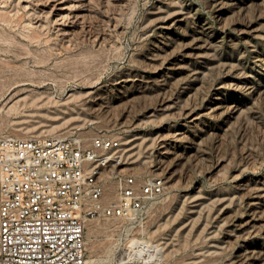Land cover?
<instances>
[{"label": "rangeland", "instance_id": "rangeland-1", "mask_svg": "<svg viewBox=\"0 0 264 264\" xmlns=\"http://www.w3.org/2000/svg\"><path fill=\"white\" fill-rule=\"evenodd\" d=\"M104 1L0 0V138L117 135L126 171L165 178L143 211L87 221L86 264L132 238L149 264H264V0Z\"/></svg>", "mask_w": 264, "mask_h": 264}, {"label": "built area", "instance_id": "built-area-1", "mask_svg": "<svg viewBox=\"0 0 264 264\" xmlns=\"http://www.w3.org/2000/svg\"><path fill=\"white\" fill-rule=\"evenodd\" d=\"M120 136L0 138V264H86V225L143 211L165 178L119 166Z\"/></svg>", "mask_w": 264, "mask_h": 264}, {"label": "bare ground", "instance_id": "bare-ground-1", "mask_svg": "<svg viewBox=\"0 0 264 264\" xmlns=\"http://www.w3.org/2000/svg\"><path fill=\"white\" fill-rule=\"evenodd\" d=\"M42 1H44V0H42ZM47 1V0H46ZM55 1H64V0H55ZM73 1H90V0H72V2ZM104 1V0H103ZM91 2H93V4H94V1H91ZM105 2V1H104ZM121 2H122V0H121ZM168 2H170V1H168ZM172 3H174L173 1H171ZM70 3V2H69ZM87 3V2H86ZM99 3V2H98ZM113 3V2H112ZM116 3V2H115ZM76 4V3H75ZM74 4V5H75ZM78 4H80V3H78ZM82 4V3H81ZM90 4V3H89ZM95 4H97V2L95 3ZM110 4V3H109ZM61 5V4H60ZM63 5H65L64 3H63ZM63 5H61V6H63ZM113 5V4H112ZM120 5V4H119ZM156 5V4H155ZM162 5V4H161ZM58 6V5H57ZM68 6V5H67ZM70 6V5H69ZM71 6H72V4H71ZM93 6V5H92ZM96 5H94L93 7H95ZM166 6V5H165ZM180 6V5H179ZM59 7V6H58ZM83 7H84V5H83ZM91 7V6H90ZM158 7H159V5H158ZM73 8H75V7H73ZM77 9H78V7H76ZM88 8V7H87ZM96 8V7H95ZM162 8V7H161ZM53 9V8H52ZM72 9V8H71ZM85 9V8H84ZM94 9V8H93ZM181 9V8H180ZM168 10V9H167ZM94 11V10H93ZM155 11V10H154ZM52 12V11H51ZM80 12V11H79ZM78 12V13H79ZM187 12V11H186ZM62 13V12H61ZM70 13V12H69ZM75 13H77V11L75 12ZM83 13H85V11L83 12ZM82 13V14H83ZM153 13V12H152ZM170 13V12H169ZM168 13V14H169ZM172 13V12H171ZM86 14V13H85ZM87 14H88V12H87ZM91 14V13H90ZM159 14V13H158ZM53 15V14H52ZM59 15V14H58ZM57 15V16H58ZM68 15V14H67ZM79 15H81V12H80V14H76V16H79ZM74 16V15H73ZM87 16V15H86ZM161 16V15H160ZM166 16V15H165ZM59 17V16H58ZM85 17V16H84ZM158 17V16H157ZM63 18V17H62ZM71 18H72V16H71ZM115 18V17H114ZM157 19V18H156ZM56 20H58V19H56ZM62 20V19H61ZM75 20V19H74ZM79 20V19H78ZM80 20H81V18H80ZM84 20V19H83ZM168 20V19H167ZM62 21H64V20H62ZM65 21H67V20H65ZM77 21V20H76ZM86 21V20H85ZM35 22V21H34ZM82 22L83 21H81V24H82ZM57 23V22H56ZM61 23V22H60ZM69 23V22H68ZM67 23V24H68ZM167 23V22H166ZM196 23V22H195ZM63 24V23H62ZM74 24H75V22H74ZM152 24V23H151ZM168 24V23H167ZM42 25V24H41ZM83 25H84V23H83ZM166 25V24H165ZM196 25V24H195ZM199 25V24H198ZM81 26V25H80ZM162 25H159V27H161ZM209 26V25H208ZM74 27V26H73ZM181 27V26H180ZM203 27V26H202ZM68 28V27H67ZM158 28V27H157ZM195 28V27H194ZM205 28V27H204ZM61 29V28H60ZM63 29V28H62ZM79 29V28H78ZM198 29V28H197ZM68 30V29H67ZM190 30V29H189ZM96 31V30H95ZM99 31V30H98ZM201 31V30H200ZM72 32V31H71ZM75 32V31H74ZM203 32V31H202ZM63 33H65V32H63ZM70 33V32H69ZM73 33V32H72ZM104 33V32H103ZM183 33V32H182ZM75 34V33H74ZM97 34V33H96ZM191 34V33H190ZM63 35V34H62ZM73 35V34H72ZM161 35V34H160ZM259 35V34H258ZM97 36V35H96ZM208 36V35H207ZM210 36V35H209ZM72 37V36H71ZM165 37V36H164ZM201 38V37H200ZM210 38V37H209ZM203 39V38H202ZM216 39V38H215ZM167 40H168V38H167ZM173 41V40H172ZM153 42V41H152ZM161 42V41H160ZM154 43V42H153ZM167 43V42H166ZM199 43V42H198ZM197 43V44H198ZM210 43H211V41H210ZM163 45V44H162ZM207 45H208V43H207ZM160 46V45H159ZM182 46H183V44H182ZM156 47V46H155ZM194 47V46H193ZM196 48V47H195ZM189 49V48H188ZM194 49V48H193ZM204 49V48H203ZM153 51V50H152ZM165 51V50H164ZM207 51V50H206ZM205 51V52H206ZM192 52V51H191ZM204 52V53H205ZM157 53V52H156ZM162 53V52H161ZM160 53V54H161ZM185 53V52H184ZM186 53H187V51H186ZM207 53V52H206ZM201 54V53H200ZM166 55V54H165ZM206 55V54H205ZM209 55V54H208ZM149 56V55H148ZM164 56V55H163ZM207 56V55H206ZM152 57H153V55H152ZM151 57V58H152ZM161 58H162V56H161ZM187 58V57H186ZM191 58V57H190ZM196 58H197V56H196ZM196 58H195V60H196ZM203 58V57H202ZM180 59V58H179ZM184 59V58H183ZM188 59V58H187ZM198 59V58H197ZM154 61V60H153ZM199 61V60H198ZM167 63V62H166ZM149 64H150V62H149ZM194 64V63H193ZM158 66V65H157ZM202 72V71H201ZM166 73H167V71H166ZM169 74V73H168ZM167 74V75H168ZM193 75V74H192ZM126 78V77H125ZM139 79V78H138ZM143 79V78H142ZM159 79V78H158ZM166 79V78H165ZM127 81V80H126ZM166 81V80H165ZM19 83V82H18ZM29 83V82H28ZM163 83V82H162ZM23 85V84H22ZM124 85V84H123ZM126 85V84H125ZM33 86V85H32ZM98 87V86H97ZM10 88V87H9ZM32 88V87H31ZM27 89V87H25V86H23V87H19V88H17L16 90H15V92H13V94L12 95H15L17 92H19V94L21 93V91H25ZM91 89V88H90ZM123 89V88H122ZM35 90V89H34ZM33 91V90H32ZM88 91V90H87ZM100 91V90H99ZM41 92V91H40ZM76 92V91H75ZM90 93H93L94 92V89L92 90H90L89 91ZM82 93V92H81ZM84 93V92H83ZM36 94V93H35ZM11 95V94H10ZM30 95V94H29ZM32 97V96H31ZM45 97V96H44ZM109 97V96H108ZM122 97V96H121ZM29 98V97H28ZM33 98V97H32ZM46 98V97H45ZM18 99H20L19 97H18ZM17 99V100H18ZM22 99V98H21ZM24 99V98H23ZM25 99H27V96H26V98ZM30 99V98H29ZM69 99V98H68ZM87 99V98H86ZM216 99V98H215ZM45 100V99H44ZM14 101V100H13ZM15 101H16V99H15ZM222 101V100H221ZM4 102V101H3ZM19 102V101H18ZM62 102V101H61ZM60 102V103H61ZM65 102V101H64ZM43 103V102H42ZM66 103H68V102H66ZM65 103V104H66ZM99 103V102H98ZM103 103V102H102ZM40 104V103H39ZM166 104V103H165ZM13 105H14V102H13ZM114 105V104H113ZM220 105V104H219ZM112 106V105H111ZM215 106V105H214ZM153 107H155V106H153ZM163 107H167V105L165 106H163ZM178 107V106H177ZM223 107V106H222ZM101 108V107H100ZM109 108V107H108ZM187 108V107H186ZM191 108V107H190ZM112 109V108H111ZM196 109V108H195ZM181 110V109H180ZM207 110V109H206ZM63 111V110H62ZM65 111H67V110H65ZM69 111V110H68ZM158 111V110H157ZM175 111V110H174ZM179 111V110H178ZM219 111V110H218ZM224 111H225V109H224ZM108 112V111H107ZM106 112V113H107ZM191 112V111H190ZM201 112V111H200ZM205 112V111H204ZM124 114H126V113H124ZM206 114V113H205ZM220 114H221V112H220ZM95 115H96V113H95ZM204 115V114H203ZM207 116V115H206ZM229 116V115H228ZM142 117V116H141ZM154 117V116H153ZM188 118V117H187ZM142 119V118H141ZM136 120V119H135ZM134 120V121H135ZM185 121V120H184ZM195 122V121H194ZM187 124V123H186ZM192 124V123H191ZM190 124V125H191ZM46 125H49V124H46ZM177 125V124H176ZM195 125V124H194ZM45 126V125H44ZM29 127V126H28ZM42 127V128H41ZM40 128H36L35 129V131H34V133H36V134H41L43 131H44V128H46V127H43V126H41ZM137 127H138V125H137ZM171 129V128H170ZM46 130V129H45ZM48 130V129H47ZM176 130V129H175ZM163 131V130H162ZM183 131V130H182ZM67 132V131H66ZM159 133V132H158ZM20 134H23V133H20ZM64 134V133H63ZM162 134V133H161ZM189 134V133H188ZM155 135V134H154ZM170 135V134H169ZM180 136L181 135V132H176V136ZM187 135V134H186ZM140 137H141V135H140ZM158 137V136H157ZM156 137V138H157ZM134 139H135V137H133ZM158 139V138H157ZM138 140V139H137ZM131 141V140H130ZM135 141H136V139H135ZM160 141V140H159ZM167 141V140H166ZM171 141V140H170ZM197 141V140H196ZM161 142V141H160ZM193 142V141H192ZM134 143V142H133ZM169 143V142H168ZM195 143V142H194ZM180 144V143H179ZM187 144H189V143H187ZM193 144V143H192ZM130 145V144H129ZM159 145V144H158ZM172 146H173V144H171ZM185 145V144H184ZM163 147H164V151L165 152H168L170 149L166 146V143H163V145H162ZM134 147H136V146H134ZM160 147V146H159ZM128 149H133L132 147H129V148H126L125 150L127 151ZM179 149V148H178ZM192 149V148H191ZM195 149V148H194ZM178 151V150H177ZM128 152V151H127ZM176 152V151H175ZM182 153V152H181ZM196 153V152H195ZM162 154V153H161ZM165 154V153H164ZM166 155H168V154H166ZM190 155V154H189ZM180 156V155H179ZM188 156V155H187ZM130 157V156H129ZM186 157V156H185ZM128 158V157H127ZM131 158V157H130ZM162 160V159H161ZM130 163V161H128L127 159H123L120 163H119V166H121V165H123V164H129ZM173 169V168H172ZM177 169V168H176ZM157 173V172H156ZM261 180V179H260ZM169 182V181H168ZM259 187V186H258ZM264 187V186H263ZM189 190V189H188ZM249 193V192H248ZM195 195V194H194ZM207 195V194H206ZM259 195H260V193H259ZM190 197V196H189ZM198 197V196H197ZM261 197V196H260ZM191 198V197H190ZM193 199H191L192 200V204H191V210H190V215L196 210L195 208H197V202H199V201H197V198L196 197H192ZM253 200V199H252ZM256 200V199H255ZM187 202H188V199L186 200ZM184 202V201H183ZM209 202V201H208ZM202 203V202H201ZM207 203V202H206ZM187 204V203H186ZM262 204V203H261ZM188 207V206H187ZM201 207V206H200ZM184 208V207H183ZM203 208V207H202ZM198 209V208H197ZM199 209H201V208H199ZM198 209V210H199ZM260 209V208H259ZM188 210V209H187ZM203 211V210H202ZM187 213V212H186ZM199 213V212H198ZM201 213H203V212H201ZM250 214V213H249ZM263 216V215H262ZM193 218V217H192ZM263 218V217H262ZM253 220V219H252ZM248 221V220H247ZM261 222V221H260ZM254 224H256V223H254ZM240 226V225H239ZM186 228V227H185ZM250 229V228H249ZM252 229V228H251ZM257 229V228H256ZM261 229V228H260ZM238 230V229H237ZM237 234H239L238 232H236ZM245 235V234H244ZM260 235V234H259ZM172 237V236H171ZM252 237V236H251ZM168 239V238H167ZM174 239V238H173ZM229 239H230V237H229ZM162 241H163V239H162ZM162 241H161V243H162ZM214 243V242H213ZM217 243V242H216ZM223 243V242H222ZM263 243V242H262ZM155 244V243H154ZM163 244H165V243H163ZM169 244V243H168ZM171 244V243H170ZM219 244V243H218ZM173 245H174V243H173ZM152 246H154V245H152ZM163 246V245H162ZM167 246V245H166ZM172 246V245H171ZM216 246V245H215ZM156 247V246H155ZM155 247H153V248H155ZM169 247V246H168ZM127 249L122 253L123 255V257L125 256L126 258L125 259H122L121 261H120V263L119 264H149V262L151 261V259H152V257H153V255H154V251H152V247H151V245L148 243V242H144V241H142V240H140V239H138V238H132L131 240H130V242H129V245H128V247H126ZM124 249H125V247H124ZM161 249H162V247H161ZM245 249V248H244ZM254 249V248H253ZM121 250H123V249H121ZM170 250V249H169ZM168 250V251H169ZM218 250V249H217ZM248 250V249H247ZM157 252V251H156ZM194 252H196V251H194ZM248 252V251H247ZM199 253V252H198ZM121 254V253H120ZM192 255V254H191ZM202 255V254H201ZM155 256V255H154ZM248 256V255H247ZM122 257V258H123ZM259 258V257H258ZM262 258V257H261ZM242 259V258H241ZM257 259V258H256ZM190 259H188L187 261H189ZM234 260V259H233ZM193 261V260H192ZM196 261V260H195ZM194 261V262H195ZM253 261V260H252ZM257 261V260H256ZM191 262V261H190ZM242 263V262H241ZM195 264V263H194Z\"/></svg>", "mask_w": 264, "mask_h": 264}]
</instances>
